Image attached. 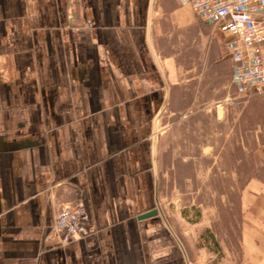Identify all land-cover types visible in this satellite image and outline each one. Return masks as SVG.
I'll return each instance as SVG.
<instances>
[{
  "label": "crops",
  "instance_id": "crops-1",
  "mask_svg": "<svg viewBox=\"0 0 264 264\" xmlns=\"http://www.w3.org/2000/svg\"><path fill=\"white\" fill-rule=\"evenodd\" d=\"M211 30L176 0H0V264L203 260L189 234L200 221L185 210L163 209L168 225L137 216L161 203L160 122L183 90L211 66L237 97L225 38ZM237 98L251 121L264 110V94ZM234 135L218 152L249 174L235 260L264 264V126ZM69 202L84 209L83 232L54 245L53 217Z\"/></svg>",
  "mask_w": 264,
  "mask_h": 264
},
{
  "label": "rangeland",
  "instance_id": "rangeland-1",
  "mask_svg": "<svg viewBox=\"0 0 264 264\" xmlns=\"http://www.w3.org/2000/svg\"><path fill=\"white\" fill-rule=\"evenodd\" d=\"M200 69L202 66H192L190 72L196 75ZM214 72L211 66L208 71L205 66L202 75L197 76L199 84L195 82L190 89L183 90L175 103L177 110L166 113L160 122L159 205L167 217L170 211L183 215L185 210L193 221H200L189 232L193 248L198 250L196 255L203 258L199 264H236L239 217L236 192L249 174L248 168L243 167L234 173L232 161L230 167L223 163L218 138L232 143L238 125L246 129L263 127L264 110L252 121L247 119L248 109L244 105L248 104L240 101L232 88L223 87L224 72L220 75ZM217 111L222 112L218 115ZM218 128L227 135H219ZM253 136L246 133L243 137L252 140ZM258 138L259 143L264 142V135ZM237 174L241 182L233 183ZM166 216L162 218L164 222H168Z\"/></svg>",
  "mask_w": 264,
  "mask_h": 264
},
{
  "label": "built area",
  "instance_id": "built-area-1",
  "mask_svg": "<svg viewBox=\"0 0 264 264\" xmlns=\"http://www.w3.org/2000/svg\"><path fill=\"white\" fill-rule=\"evenodd\" d=\"M225 38L231 60V83L237 97L264 94V0H176ZM228 99V98H227ZM86 216L77 202L65 203L54 215L49 238L65 244L83 232Z\"/></svg>",
  "mask_w": 264,
  "mask_h": 264
},
{
  "label": "water",
  "instance_id": "water-1",
  "mask_svg": "<svg viewBox=\"0 0 264 264\" xmlns=\"http://www.w3.org/2000/svg\"><path fill=\"white\" fill-rule=\"evenodd\" d=\"M156 215H160L162 218H164V214H163V212H162V210L160 208L158 200H156V206L155 207H153L152 209H150V210H148L146 212H143V213L139 214L137 216V218L138 219H145V218H148V217H151V216H156ZM165 223L168 225V222H165ZM177 240H178V238H177ZM178 242H179V240H178Z\"/></svg>",
  "mask_w": 264,
  "mask_h": 264
}]
</instances>
